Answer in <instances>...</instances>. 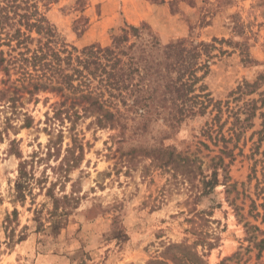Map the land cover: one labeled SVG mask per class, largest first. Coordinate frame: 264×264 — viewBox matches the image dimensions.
I'll list each match as a JSON object with an SVG mask.
<instances>
[{"label": "rangeland", "instance_id": "1", "mask_svg": "<svg viewBox=\"0 0 264 264\" xmlns=\"http://www.w3.org/2000/svg\"><path fill=\"white\" fill-rule=\"evenodd\" d=\"M137 1L35 0L59 45L158 48L112 120L0 74V264H264V0Z\"/></svg>", "mask_w": 264, "mask_h": 264}, {"label": "trees", "instance_id": "2", "mask_svg": "<svg viewBox=\"0 0 264 264\" xmlns=\"http://www.w3.org/2000/svg\"><path fill=\"white\" fill-rule=\"evenodd\" d=\"M22 10L26 13L21 14ZM30 10L34 11L29 13ZM34 31L40 36L37 40L31 36ZM144 34L152 40L151 46H146L147 52L157 49L150 30L133 25L126 26L122 35L114 38L111 47L79 49L59 45L55 41L54 26L46 14L39 13L35 0H0V74L6 75L8 81L17 76L12 84L31 95L46 90L57 91L66 100L83 105L84 110L91 113L98 111L104 118L112 120L116 115L112 110L118 111V104L105 100V97L109 95V98H113L115 92L123 97L133 74L140 72L134 55L137 45L131 41L134 38L142 39ZM34 42L38 47L31 50L29 45ZM139 51L140 55L146 52L140 48ZM96 79H99L97 85ZM172 85L175 89H181L185 83L177 78ZM250 86L246 84V87ZM62 113L56 108L54 120ZM25 164H21L20 174H23ZM260 191L264 192V188Z\"/></svg>", "mask_w": 264, "mask_h": 264}, {"label": "crops", "instance_id": "3", "mask_svg": "<svg viewBox=\"0 0 264 264\" xmlns=\"http://www.w3.org/2000/svg\"><path fill=\"white\" fill-rule=\"evenodd\" d=\"M120 1L122 2V6L124 8L130 7L133 5L137 9L139 8H143V9L149 8V10L152 9V5L147 1H137V0H120ZM156 8L159 9L158 7Z\"/></svg>", "mask_w": 264, "mask_h": 264}]
</instances>
